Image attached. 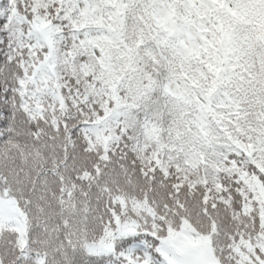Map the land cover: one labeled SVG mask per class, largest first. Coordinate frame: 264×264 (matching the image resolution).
Segmentation results:
<instances>
[{"label": "snow or ice", "instance_id": "obj_1", "mask_svg": "<svg viewBox=\"0 0 264 264\" xmlns=\"http://www.w3.org/2000/svg\"><path fill=\"white\" fill-rule=\"evenodd\" d=\"M0 264H264V0H0Z\"/></svg>", "mask_w": 264, "mask_h": 264}]
</instances>
